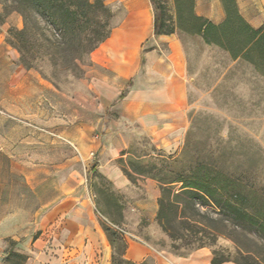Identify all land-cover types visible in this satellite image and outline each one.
<instances>
[{"label": "rangeland", "instance_id": "obj_1", "mask_svg": "<svg viewBox=\"0 0 264 264\" xmlns=\"http://www.w3.org/2000/svg\"><path fill=\"white\" fill-rule=\"evenodd\" d=\"M102 1L115 14L116 22V5ZM163 1L173 13L170 0ZM8 23L22 28L16 14ZM178 33L190 50L194 105L183 144L169 153L159 152L137 124L121 117L117 102L100 109L93 80L110 78L105 70L90 63L82 68L80 81L68 78L56 88L37 71L19 65V114L8 118L6 108L0 107V154L5 153L0 155V163L4 174H11L7 185L21 211V231L27 230L42 247L59 248L69 230L83 229L101 232L109 255L99 259L101 264H113L122 242L125 260L135 264H179L180 260L210 264L213 251L234 260H239V252L264 264L261 237L235 229L216 208L193 207L179 193L180 181L219 184L243 194L247 211L264 221V80L246 66L240 78L238 67L236 77L224 78L208 92L225 60L214 50L202 51L199 41L186 30ZM77 124L83 127L81 137L74 129ZM66 129L70 137L64 134ZM110 169L122 175L123 181H110L106 174ZM162 188L171 191L164 192L165 200L179 204L174 222L166 212L170 226L178 230L180 218L186 216L200 230L211 229L212 236L198 234L210 244L198 249L203 252L199 257H194L198 250L186 257L170 250L171 245L181 244L171 241L157 224ZM111 227L122 229L129 238L117 233L119 241L111 244L104 231ZM138 244L153 253L138 261L127 259V250L139 248ZM81 258L72 252L68 264H81ZM24 263L23 255H14L9 262Z\"/></svg>", "mask_w": 264, "mask_h": 264}, {"label": "crops", "instance_id": "obj_2", "mask_svg": "<svg viewBox=\"0 0 264 264\" xmlns=\"http://www.w3.org/2000/svg\"><path fill=\"white\" fill-rule=\"evenodd\" d=\"M235 1L240 15L252 28L264 25V0ZM106 2L116 5L115 26L109 37L90 55L92 66L105 70L110 76L93 80L100 109L117 102L118 114L137 124L159 152L177 150L184 142L190 123L189 112L194 105L191 103L194 97L191 87L195 75L190 50L177 30L169 35H154V12L149 0ZM170 2L174 17L173 1ZM194 14L214 25L222 23L225 18L220 0H194ZM8 19L0 26V107L6 108L5 114L13 119L19 114L21 81L18 55L5 42ZM193 37L199 41L202 51L214 50L225 60L215 85L208 92L216 89L224 78L236 77L238 67L240 78H243L242 70L246 66L264 80L250 64L241 59L232 60L226 52L205 45L198 36ZM74 129L81 137L83 127L77 124ZM64 134L70 137L69 129ZM1 141L2 136L0 147ZM3 154L2 150L0 155ZM2 169L0 163V264H9L14 255L25 256L24 264H68V254L72 252L82 256L81 264H101L99 259L109 256L99 231L69 230L59 248L42 247L27 230L21 231V211L7 185L11 174H4ZM106 174L112 182L123 181V176L113 169ZM22 213L30 215L27 211ZM138 245L137 249L127 250V259L138 261L153 253L149 248ZM201 253L198 250L194 257ZM180 261L181 264L189 263Z\"/></svg>", "mask_w": 264, "mask_h": 264}, {"label": "trees", "instance_id": "obj_3", "mask_svg": "<svg viewBox=\"0 0 264 264\" xmlns=\"http://www.w3.org/2000/svg\"><path fill=\"white\" fill-rule=\"evenodd\" d=\"M149 1L154 12V35L186 30L191 36L200 37L205 45L226 52L232 60L241 59L250 64L264 77V25L252 28L240 15L235 0H220L225 18L218 25L194 14V0H172L174 17L163 0ZM12 14L21 18L22 28L9 27L6 44L17 51L19 65L37 71L56 88L65 84L68 78L75 81L82 79V68L90 65L91 53L109 37L115 26V14L102 0H0V26ZM180 183L179 193L186 196L187 203L193 207L197 204L198 207L216 208L235 225V229L253 233L264 241V221L247 211L243 194L196 179ZM164 192L171 191L162 188L156 221L171 241L181 244L171 245L170 250L186 257L195 250L210 246L204 242L205 238L198 237L201 232L211 235L208 227L200 230L197 222L186 216L180 218L178 230L170 226L166 212L172 214L174 222L179 204L165 200ZM111 229L104 228V231L110 243L114 244L119 241L117 233L122 237L123 234L115 227ZM125 249L122 242L121 253L118 257L113 256V264H135L125 260ZM180 249L187 252L182 253ZM236 254L239 260L229 255L218 256L213 251L210 264H261L239 252Z\"/></svg>", "mask_w": 264, "mask_h": 264}, {"label": "built area", "instance_id": "obj_4", "mask_svg": "<svg viewBox=\"0 0 264 264\" xmlns=\"http://www.w3.org/2000/svg\"><path fill=\"white\" fill-rule=\"evenodd\" d=\"M121 234L125 236V238H129L128 234H126L122 229L115 227Z\"/></svg>", "mask_w": 264, "mask_h": 264}]
</instances>
